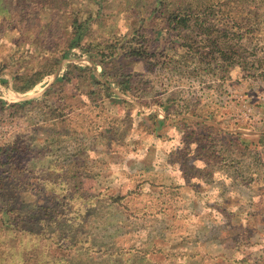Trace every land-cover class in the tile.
<instances>
[{
    "label": "rangeland",
    "instance_id": "374dc122",
    "mask_svg": "<svg viewBox=\"0 0 264 264\" xmlns=\"http://www.w3.org/2000/svg\"><path fill=\"white\" fill-rule=\"evenodd\" d=\"M37 1L0 0L2 73L55 69L0 103V264H264V0ZM177 10L241 62L185 55Z\"/></svg>",
    "mask_w": 264,
    "mask_h": 264
},
{
    "label": "trees",
    "instance_id": "16d2710c",
    "mask_svg": "<svg viewBox=\"0 0 264 264\" xmlns=\"http://www.w3.org/2000/svg\"><path fill=\"white\" fill-rule=\"evenodd\" d=\"M37 0H33V5L35 6V9H38L36 4L38 5ZM35 14L38 15L37 11H35ZM169 23L172 25V29H175L177 31L178 38L182 37L187 39V42H181L182 45H184L188 51L185 53V55H188L190 53H194L199 55L200 59H211L214 57H219V60H222L224 65V69H229L231 66H235V64L240 63L241 56L239 54V51L234 46V42L232 39L235 37V33L232 31H224L222 35L216 34L215 26L210 25V21L208 18H204L202 15L194 13L192 10L182 12L180 10H177L170 14L169 16ZM184 30H187L188 32L185 34L183 33ZM232 34V35H231ZM225 36V40H221V37ZM232 37V39L230 38ZM80 39L79 36L74 38L72 41L65 46L66 50L63 51V54L59 56V58L56 57V64L60 62L63 58L70 57L71 51L74 49V47H77L80 45V42H78ZM230 39V42L228 41ZM229 42V43H227ZM221 43V44H220ZM108 48L111 49V56L115 54L117 49L119 48V43H112L108 46ZM208 48V49H206ZM51 50V48H48ZM130 54L136 57H143L145 54H149L150 52L145 50L148 49L147 46L145 48H134L130 46ZM165 50V49H164ZM103 51V50H101ZM101 56H104L105 53L100 52ZM163 52H161L162 54ZM156 56V55H155ZM157 63H162L164 65L166 63V60H159ZM151 64L147 67V69H150ZM55 69L52 72H48L46 74H52L54 73ZM45 74V75H46ZM36 79L29 81L27 80V84L23 86L22 88H19L16 86V81L19 79V77L12 75V79H9L8 75L6 73H2L0 70V103H7L4 101V98L8 94L17 93V94H24L30 90H32L38 83H40L43 80V77L45 75L41 74V72L36 74ZM130 74L126 75L125 80L121 81H111V83L117 84V87H122L124 93L129 94L131 89V81H130ZM95 79V78H94ZM95 83H100L99 80L95 79ZM115 94V93H114ZM116 95V94H115ZM164 111L166 112L167 117L170 115V109L165 106L164 104H159ZM188 118V117H187ZM185 117L184 119L187 120ZM159 124H163L165 121L162 119L158 120ZM205 124V120L202 121ZM204 129H202L203 131ZM205 133L202 132L201 137H206L204 135ZM239 140L243 143L246 141V138H243V134L238 133ZM251 144H256L255 142ZM248 146V144H246ZM5 155L7 156V160H12L15 158L14 155H12V149L10 148H3L0 149V164H2L3 158H5Z\"/></svg>",
    "mask_w": 264,
    "mask_h": 264
}]
</instances>
